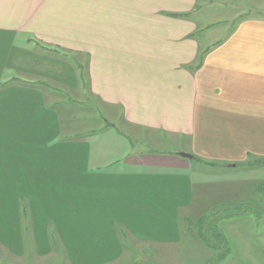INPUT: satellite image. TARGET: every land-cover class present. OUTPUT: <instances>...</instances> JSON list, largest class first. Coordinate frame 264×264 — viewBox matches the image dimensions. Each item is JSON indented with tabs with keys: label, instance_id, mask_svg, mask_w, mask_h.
Listing matches in <instances>:
<instances>
[{
	"label": "crops",
	"instance_id": "obj_1",
	"mask_svg": "<svg viewBox=\"0 0 264 264\" xmlns=\"http://www.w3.org/2000/svg\"><path fill=\"white\" fill-rule=\"evenodd\" d=\"M198 1L0 0V241L14 256L29 233L38 256L55 248L66 264H122L127 247L174 255L188 164L140 153L114 166L92 154L87 96L96 120L112 111L134 140L187 142L218 170L226 202L240 199L237 170L259 190L264 166L248 163H264L263 0L232 25L211 24Z\"/></svg>",
	"mask_w": 264,
	"mask_h": 264
},
{
	"label": "rangeland",
	"instance_id": "obj_2",
	"mask_svg": "<svg viewBox=\"0 0 264 264\" xmlns=\"http://www.w3.org/2000/svg\"><path fill=\"white\" fill-rule=\"evenodd\" d=\"M238 4L247 5L241 8L237 6ZM251 4H253L251 0L198 1L200 9L205 11V16L211 18V24H220L227 20L230 21L228 25H232L241 17L258 16L257 11L246 8ZM262 4L264 6V0ZM261 13L264 14V12ZM85 96H87L86 93ZM87 100V109H84L83 113L85 115L92 112L93 119L84 117L82 123L87 126L93 125V129L99 130L96 136L86 141L90 148L92 146V154H98L100 149L114 166L120 165L124 156L125 158L127 155L133 157L140 153L152 158L164 156L169 160L188 164L189 170L186 175L188 181L192 183V201L189 207L186 205L178 208L180 241L174 255L163 256L159 260L158 256L150 253L149 250H146L145 255H141L135 248L127 247V257L122 264H134V257L140 260L139 264H264V203L256 207L248 201H252V198L255 201L259 200L264 193L260 190L255 191L257 183L250 182L253 178H247L246 181H248L242 185V181L236 182V180L243 179L241 174L244 172L237 170L234 184L237 186L236 196H240V199L228 203L222 193L223 187L219 184L222 177L218 175V170L214 166H208L197 158L189 161L183 157L168 154H186L187 142L182 139L174 140L171 137L153 139L148 136L150 133L141 132H138L140 136L138 141L134 140L133 135L136 129L122 126L123 122L121 125L118 120H112V111L109 115L111 120L108 117V121L115 127L104 126L107 121L103 122L102 117L99 121L96 120L94 107L98 105V102L88 96ZM101 114L107 119L103 110ZM63 138L70 140L76 139V136ZM110 138H117L118 143L114 144L113 141L108 140ZM92 162L96 163V160ZM157 168L164 169L158 165ZM50 221L52 222V219ZM50 221L47 222V227L55 230L56 226L57 229V223ZM25 231L24 229V233ZM118 233L119 235L122 233L119 228ZM29 237L31 241L27 239V236L24 237V254L21 257L14 256L0 241V264H66V254L55 248L51 256H38L32 245L31 233ZM120 238L123 239L122 242L126 248L127 239L122 235ZM167 259L169 260L166 261Z\"/></svg>",
	"mask_w": 264,
	"mask_h": 264
},
{
	"label": "trees",
	"instance_id": "obj_3",
	"mask_svg": "<svg viewBox=\"0 0 264 264\" xmlns=\"http://www.w3.org/2000/svg\"><path fill=\"white\" fill-rule=\"evenodd\" d=\"M201 64V57H200V62L198 61L197 65H200ZM107 124H109V122L107 121ZM109 126H112L111 124H109ZM113 127V126H112ZM115 127V126H114ZM192 156V155H191ZM197 158L196 156H192V159H195ZM199 159V158H197ZM200 160V159H199ZM200 162L204 163V164H208V162H204L202 160H200ZM248 165H251V166H264V163H262L261 161H258V162H255V163H248ZM261 188L259 189L260 191L262 190V188L264 189V183L262 185H260ZM264 198V196H263Z\"/></svg>",
	"mask_w": 264,
	"mask_h": 264
},
{
	"label": "water",
	"instance_id": "obj_4",
	"mask_svg": "<svg viewBox=\"0 0 264 264\" xmlns=\"http://www.w3.org/2000/svg\"><path fill=\"white\" fill-rule=\"evenodd\" d=\"M179 155H180V157H183V158L192 159V156L189 155V154H182V153H180Z\"/></svg>",
	"mask_w": 264,
	"mask_h": 264
}]
</instances>
